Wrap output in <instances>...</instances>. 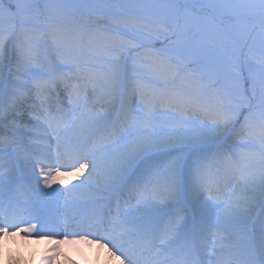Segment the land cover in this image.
Segmentation results:
<instances>
[{"label": "snow or ice", "instance_id": "6c2138e0", "mask_svg": "<svg viewBox=\"0 0 264 264\" xmlns=\"http://www.w3.org/2000/svg\"><path fill=\"white\" fill-rule=\"evenodd\" d=\"M61 168L62 223L37 208ZM10 230L121 264H264V0H0Z\"/></svg>", "mask_w": 264, "mask_h": 264}, {"label": "bare ground", "instance_id": "6f19581e", "mask_svg": "<svg viewBox=\"0 0 264 264\" xmlns=\"http://www.w3.org/2000/svg\"><path fill=\"white\" fill-rule=\"evenodd\" d=\"M65 163L68 162L65 161ZM50 166L55 167V162ZM69 171L71 169L61 168V172L65 174L57 176L51 188H44L43 183L40 184V187L45 192L52 193V195L41 200L37 208L40 211L45 209L44 214L46 216L51 214L52 216L59 217L61 223L63 222L65 212L63 192H53V190H62L66 187H71L72 184L79 183L77 177L66 174ZM60 180H64L66 183L60 184ZM29 222L35 223L34 220ZM62 238L63 234L61 233V235L52 237L51 239L39 241L29 238L24 233H15V230H10L8 236L0 237V264H42V261L47 257H51L50 264H121V259L110 255L109 249L101 246L104 243L103 241L98 245L97 243L92 244L86 240L76 238V242L74 243L61 242L59 243L60 246L57 247L56 242ZM69 240L71 241L72 237H69ZM60 248H63V251ZM80 249H82L81 255L78 254ZM37 258L41 259L35 261Z\"/></svg>", "mask_w": 264, "mask_h": 264}]
</instances>
